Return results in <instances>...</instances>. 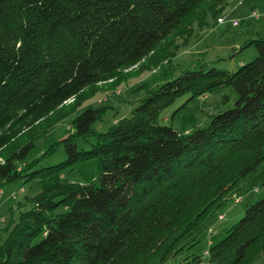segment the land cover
<instances>
[{
	"label": "trees",
	"instance_id": "16d2710c",
	"mask_svg": "<svg viewBox=\"0 0 264 264\" xmlns=\"http://www.w3.org/2000/svg\"><path fill=\"white\" fill-rule=\"evenodd\" d=\"M228 1L0 0V152L19 127L134 66L188 18L217 21ZM248 45L257 53L237 70L186 66L104 130L93 127L100 108L87 106L56 146L32 157L30 136L0 155V189L40 186L0 244V264H162L194 246L203 217L264 160V38ZM222 86L237 97L203 125L161 121L177 99ZM263 250L264 196L207 251L250 264Z\"/></svg>",
	"mask_w": 264,
	"mask_h": 264
},
{
	"label": "rangeland",
	"instance_id": "374dc122",
	"mask_svg": "<svg viewBox=\"0 0 264 264\" xmlns=\"http://www.w3.org/2000/svg\"><path fill=\"white\" fill-rule=\"evenodd\" d=\"M220 16L222 22L208 14L205 23L193 20V17L188 18L134 66L119 70L113 78L88 86L31 127H19V132H14L0 155L30 136L36 137L32 157L56 146L63 136L73 131L71 119L87 106L100 108L102 116L93 127L104 130L120 118L128 117L149 88H155L186 66L204 64L207 67L237 70L257 53L253 45L241 48L243 43L250 39L264 38V0H229ZM224 95H227V101H223ZM188 96L177 99L165 108L161 121L172 123L178 129H189L192 124L201 126L211 114L232 106L237 94L231 86H222L194 99L188 100ZM55 160L57 158L49 161ZM63 175L71 180L77 179L75 170H66ZM39 188V181L32 180L26 183L16 181L0 189V244L8 229L13 226L18 211L28 206L26 197L33 196ZM263 196L264 160L253 173L225 194L224 203L213 207L203 217L195 232L196 244L162 264L181 263L191 253L199 255L201 259L190 264H229L231 258L209 261L207 250L239 220L247 204ZM250 264H264V250Z\"/></svg>",
	"mask_w": 264,
	"mask_h": 264
},
{
	"label": "built area",
	"instance_id": "2783aa9c",
	"mask_svg": "<svg viewBox=\"0 0 264 264\" xmlns=\"http://www.w3.org/2000/svg\"><path fill=\"white\" fill-rule=\"evenodd\" d=\"M217 21H218V22H222V21H223V18L220 17V18L217 19ZM234 23H236V21H234Z\"/></svg>",
	"mask_w": 264,
	"mask_h": 264
}]
</instances>
